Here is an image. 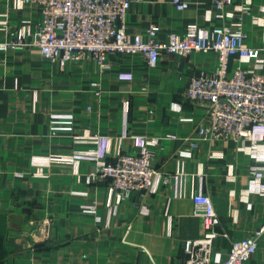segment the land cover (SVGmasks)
<instances>
[{"label":"crops","instance_id":"crops-1","mask_svg":"<svg viewBox=\"0 0 264 264\" xmlns=\"http://www.w3.org/2000/svg\"><path fill=\"white\" fill-rule=\"evenodd\" d=\"M180 1L188 5L178 9L172 0H130L125 32L134 35L157 24L156 39L163 40L169 33L182 34L189 23L209 34L239 19L245 43L264 54V0H229L223 18L216 16L213 0ZM242 3L247 7L236 11ZM255 17L262 22H253ZM40 19L33 2L0 0V41L21 22L31 39ZM28 49L0 50V264H186L183 242L203 233L192 211L196 192L209 196L220 218L216 230L227 234L212 245L221 259L230 241L264 225V148L250 140L202 138L197 127L205 122L207 105L183 94L192 74L215 67V52L161 53L154 65L139 52L108 55V67L100 70L89 56L60 68ZM45 60L58 71L49 82L68 96L63 106L52 99L44 108ZM236 65L264 73V65L255 68L253 60L231 57L230 68ZM34 69L41 73L32 79ZM29 83L38 90L36 113H45L46 126L43 121L28 126ZM13 107L24 115L21 126H12L22 122ZM49 108L72 114L70 135H47ZM15 132L24 137H11ZM81 132L91 138H72ZM143 149L150 151L159 178L148 193L131 192L117 202L109 197L107 180L89 178L93 160L40 168L31 162L42 154L95 150L110 159ZM88 204L94 213L82 209ZM44 219L48 230L40 236ZM247 264H264V235Z\"/></svg>","mask_w":264,"mask_h":264},{"label":"built area","instance_id":"built-area-1","mask_svg":"<svg viewBox=\"0 0 264 264\" xmlns=\"http://www.w3.org/2000/svg\"><path fill=\"white\" fill-rule=\"evenodd\" d=\"M228 1L213 0L216 16L223 18L228 14L225 10ZM24 2L37 4L41 12L32 38L26 39L27 24L21 22L15 36L16 39L20 37L19 43L15 44L11 39L2 40L0 50L35 48L41 56L56 62L60 68L70 60L85 56H89L103 70L108 67V55L139 52L147 63L154 65L161 53L187 55L215 52V67L197 70L183 90L186 98L207 105L205 122L197 127L198 135L208 140L233 139L241 144L250 140L256 145L254 147L261 145L264 148V73L244 69L240 65L229 66L233 57L239 61L253 60L255 68H261L264 54L259 56L255 48L245 43V34L238 22L216 26L209 34L197 24L190 23L182 34L169 33L163 40H158L157 24H150L143 32L134 35L125 32L123 18L130 0H18L19 5ZM172 2L178 9L188 5L180 0ZM66 116L71 117L70 114ZM32 159L38 168L52 161L93 160L89 178L107 180L109 197L116 202L131 192L148 193L159 178L151 153L146 149L138 153L121 152L110 159L95 150L33 156ZM192 202L193 214L201 219L203 233L183 242L186 264H247L256 250L257 238L264 235V225L247 237L230 241L225 259H221L218 254L212 253L213 241L219 236H227L225 232L216 230L220 223L219 215L204 193H194ZM82 209L95 212L94 205H83Z\"/></svg>","mask_w":264,"mask_h":264},{"label":"rangeland","instance_id":"rangeland-1","mask_svg":"<svg viewBox=\"0 0 264 264\" xmlns=\"http://www.w3.org/2000/svg\"><path fill=\"white\" fill-rule=\"evenodd\" d=\"M245 7H247V4H236L235 5V10H244ZM261 11L263 12V19H264V7L261 8ZM218 17V16H217ZM220 18V17H219ZM253 22L255 23H261L262 22V19L259 20L260 18L259 17H255L253 18ZM239 19L236 20V22L238 21ZM21 24V23H19ZM17 25L20 26V25ZM190 24V23H189ZM16 27V28H17ZM16 28L13 32V35L9 38L11 39V42H18L21 40L20 37H17V39L15 38L16 36ZM23 38V37H21ZM9 39H5V40H9ZM24 48V47H23ZM27 49L30 48V47H26ZM10 49H18V48H10ZM28 50H31L33 51L34 53H39L35 48H30ZM40 54V53H39ZM41 55V54H40ZM121 55V54H119ZM118 55V56H119ZM113 56V55H112ZM97 66V65H96ZM58 73V71L56 70L55 68V65L49 63L48 61L45 60V63H44V67H43V71H42V74H43V79L45 81L44 83V91H43V96H44V108L47 107L46 103L48 102V100H52L53 99V105L54 106H58L57 105V99H59V101L61 102V106H63V103L64 102L63 99L64 97H68L66 96L65 94H63L62 92L64 91L62 88H59L58 89H55L53 88V86H55V83H51L49 82L51 76L55 73ZM30 68H29V74H30ZM40 71L39 69L38 70H35L33 71L32 73V79L38 75L40 76ZM31 85L30 87V91L29 94H31V98L30 100L28 101V112H27V121L29 122V125L28 126H39V124L43 121L44 122V126H46V116H45V113L44 112H41L39 110V114L36 113V100H35V94L36 92V85L35 84H32V83H29ZM98 86V85H97ZM95 93L98 95L99 94V89H96L95 90ZM56 102V104H55ZM16 111H17V114L14 116L17 120L19 118H21V121L22 122H17V123H12V126H21V124H23V121H24V115L23 113L20 115L19 114V111H20V108L19 107H13ZM50 112L48 113L47 115V126H48V130H47V135L52 137V136H55V134L57 133H60V132H69V135L71 134V121H72V114L71 113H68V112H54L52 108H49ZM41 113H43V117H41ZM67 114H70L71 117L69 116H66ZM16 133H22L21 135L19 134H16ZM11 137H15V138H23L24 137V132H15V133H12L10 134ZM72 138H74L75 140H78V141H83V140H86L88 139V137L86 135H83V132L81 133H76V134H72L71 135ZM10 137V136H8ZM91 138V136H89ZM28 138H32V137H28ZM47 138V137H45ZM43 143L45 144L46 141H43ZM87 151H91V150H87ZM75 152H78V151H75ZM47 155H52V154H47ZM47 155H35V156H47ZM53 155H56L53 153ZM58 155H64V154H58ZM33 157V156H32ZM32 159V158H31ZM31 162L33 163V159L31 160ZM55 164V163H58V164H72L73 162H57V161H52L50 162V164ZM49 165V164H48ZM47 166V165H45ZM48 224H49V220L48 219H44V220H41V224H40V236L43 235V234H46L47 230H48Z\"/></svg>","mask_w":264,"mask_h":264}]
</instances>
